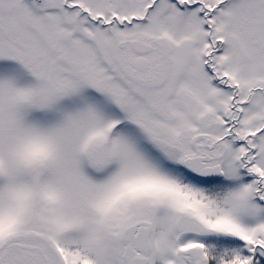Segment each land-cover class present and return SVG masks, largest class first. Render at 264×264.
Returning <instances> with one entry per match:
<instances>
[{
  "label": "snow or ice",
  "instance_id": "snow-or-ice-1",
  "mask_svg": "<svg viewBox=\"0 0 264 264\" xmlns=\"http://www.w3.org/2000/svg\"><path fill=\"white\" fill-rule=\"evenodd\" d=\"M0 264H264V0H0Z\"/></svg>",
  "mask_w": 264,
  "mask_h": 264
}]
</instances>
